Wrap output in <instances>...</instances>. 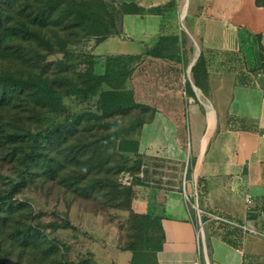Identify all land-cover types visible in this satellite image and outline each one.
Wrapping results in <instances>:
<instances>
[{"label": "crops", "instance_id": "obj_1", "mask_svg": "<svg viewBox=\"0 0 264 264\" xmlns=\"http://www.w3.org/2000/svg\"><path fill=\"white\" fill-rule=\"evenodd\" d=\"M125 3L151 12L124 15L119 33L93 40L90 54L97 75L108 58H138L118 87L151 111L136 152L150 181L132 209L160 218L156 264H264V0ZM164 37L176 41L154 54ZM183 170L193 174L185 192L201 212L207 255L179 179H159ZM96 241L109 255L102 264H131L122 245Z\"/></svg>", "mask_w": 264, "mask_h": 264}, {"label": "rangeland", "instance_id": "obj_2", "mask_svg": "<svg viewBox=\"0 0 264 264\" xmlns=\"http://www.w3.org/2000/svg\"><path fill=\"white\" fill-rule=\"evenodd\" d=\"M128 1L134 0H77L91 3L93 16L105 21V30L90 22L76 25L69 16L76 9L68 4L51 14L47 27L39 29L37 38L12 37L3 30L0 74L25 79L40 77L62 94L66 87L60 83L61 78L87 87L90 43L111 32L131 6L125 5ZM3 8L7 10V26L27 20L31 10L19 11L20 2L1 5ZM175 20L182 26V10ZM63 101L65 109L51 111L24 93L0 104L2 130L23 136L0 144V199L16 186L20 189L10 203H0V264H102L101 259L105 257L107 263L109 255L102 253L105 249L97 238L112 239L115 245L133 239L135 226L129 208L132 201L126 191L138 195L140 189H134V184L142 175L134 169L133 155L120 152V137H112L115 133L121 136L123 129L132 130L137 119L148 117L149 111L128 109L107 117L99 109L98 97L82 102L65 96ZM73 116H82V120L69 130ZM55 131L62 136L49 144L44 136ZM32 148L38 157L29 162L25 153ZM159 175L163 181L179 179L180 191L199 223V207L189 201L185 192V184L193 174L183 170ZM147 194L148 190H144L143 195ZM67 222L71 228L66 227ZM206 246L205 238L201 239L202 252L207 255ZM94 251L100 254L99 262Z\"/></svg>", "mask_w": 264, "mask_h": 264}, {"label": "trees", "instance_id": "obj_3", "mask_svg": "<svg viewBox=\"0 0 264 264\" xmlns=\"http://www.w3.org/2000/svg\"><path fill=\"white\" fill-rule=\"evenodd\" d=\"M0 2H2L0 4V34H3V30H5L8 35L12 37H20L28 40L37 38L39 35V29L47 27L51 14L63 4H68L76 9V12H69V16H72L73 19H75L76 25L79 26L90 22L99 25L104 30L107 29L105 21L102 18L93 16V9L89 2L83 3L77 2V0H0ZM18 2L21 3V8L19 9L21 12H25L31 8L27 14L28 19L18 25H4L6 23L4 22V18H6L5 12H7V10H4V8L1 9V5H3V7L6 5L11 6ZM125 5L131 6H128L129 8L127 7L128 10L121 15L118 23L116 22V25L113 26L111 32L107 35H105V33L100 36V39L97 40V42L118 34L119 25L124 15L151 12V10H146L138 6L136 3H127ZM175 41L176 38L174 37L162 38L160 45L155 49L154 54L157 55L159 50L165 47V44L170 42L174 44ZM168 46L171 45L168 44ZM89 57L90 62L88 73L90 84L87 87H80L68 78H61L60 83L66 87V92L64 94L58 91L46 79L40 77H28L25 79L10 73L0 74V104L3 105L13 98L28 93L34 99L36 104L47 107L51 111L66 108L63 101L65 96L78 98L82 102L89 98L98 97L99 109L107 117L120 114L128 109L147 110L149 111V116L137 119L132 130H129L128 132L123 129L121 136H119L118 133H115L112 137L113 140H118L120 137V152L122 155H133L134 161L132 163L134 169L137 174H141L142 161L141 158L136 156L139 146L138 132L143 123L151 117V111L149 108L136 103L131 91L119 90L118 87L121 80L127 79L130 76L133 69L132 64H134L138 58H108L106 73L104 75H97L94 71V56L90 54ZM81 120L82 116H73V118L70 119L69 130H74L75 126ZM2 129L3 127L0 125V144L12 143L23 137L16 133L5 134ZM61 136L62 134H58L56 131L50 132L44 136V140L49 144H53L58 142ZM37 157L38 155L35 152V148H32L25 153L26 161L34 162ZM132 178L134 182L136 177L133 176ZM139 179L141 180H136L134 189L144 185L147 181H150L149 174H146L145 172L143 173L142 178L140 177ZM19 190V186H16L10 194L1 198L0 203L2 206L5 203H10ZM126 193L131 197V201L133 202L137 195L136 192L127 190ZM129 208L133 215L135 231L132 236L133 239L126 241L121 246V249L132 252L133 258L131 264H156V252L161 250L162 241L164 240L160 218L155 215L138 214L132 209V205H130ZM66 227L71 228L72 225L67 222Z\"/></svg>", "mask_w": 264, "mask_h": 264}, {"label": "built area", "instance_id": "obj_4", "mask_svg": "<svg viewBox=\"0 0 264 264\" xmlns=\"http://www.w3.org/2000/svg\"><path fill=\"white\" fill-rule=\"evenodd\" d=\"M130 177H126V181H129ZM246 201L248 204L252 203L251 197L247 196ZM203 238V225L201 222H199V235H198V245L201 247V239Z\"/></svg>", "mask_w": 264, "mask_h": 264}]
</instances>
